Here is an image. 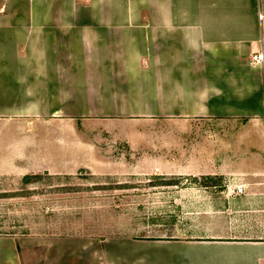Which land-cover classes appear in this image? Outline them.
<instances>
[{
    "label": "crops",
    "instance_id": "1",
    "mask_svg": "<svg viewBox=\"0 0 264 264\" xmlns=\"http://www.w3.org/2000/svg\"><path fill=\"white\" fill-rule=\"evenodd\" d=\"M0 118L86 120L135 137L159 121H240L237 150L257 151L247 158L256 186L234 176L243 192L222 204L264 207V0H0ZM236 223L182 240L117 239L115 254L91 238L0 237V264H264L256 221ZM143 243L158 252L125 254Z\"/></svg>",
    "mask_w": 264,
    "mask_h": 264
},
{
    "label": "rangeland",
    "instance_id": "2",
    "mask_svg": "<svg viewBox=\"0 0 264 264\" xmlns=\"http://www.w3.org/2000/svg\"><path fill=\"white\" fill-rule=\"evenodd\" d=\"M65 120L0 118V237L91 238L111 243L115 254L124 251L117 239L215 235L223 218L237 226L253 219L264 235L258 224L264 207L222 204L223 193L235 190L234 176L244 174L237 179L248 189L256 186L247 158L257 151L237 150L236 132L245 125L240 121H159L135 137ZM30 173L44 177L26 180ZM140 245L125 254L159 250V244ZM79 247L80 253L87 249Z\"/></svg>",
    "mask_w": 264,
    "mask_h": 264
},
{
    "label": "built area",
    "instance_id": "3",
    "mask_svg": "<svg viewBox=\"0 0 264 264\" xmlns=\"http://www.w3.org/2000/svg\"><path fill=\"white\" fill-rule=\"evenodd\" d=\"M251 62L253 64H259L263 62V54L262 53H254L251 55ZM236 193L240 194L243 192V187L242 186H236L235 190Z\"/></svg>",
    "mask_w": 264,
    "mask_h": 264
},
{
    "label": "trees",
    "instance_id": "4",
    "mask_svg": "<svg viewBox=\"0 0 264 264\" xmlns=\"http://www.w3.org/2000/svg\"><path fill=\"white\" fill-rule=\"evenodd\" d=\"M44 176L38 173H30L28 175H26V180H40L41 178H43ZM48 217V216H47Z\"/></svg>",
    "mask_w": 264,
    "mask_h": 264
}]
</instances>
